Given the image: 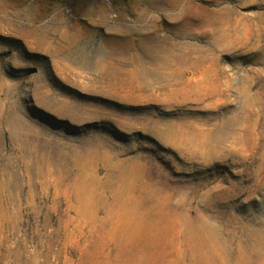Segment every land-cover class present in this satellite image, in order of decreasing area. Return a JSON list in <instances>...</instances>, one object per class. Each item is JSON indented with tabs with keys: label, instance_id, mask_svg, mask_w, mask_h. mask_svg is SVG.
<instances>
[{
	"label": "rangeland",
	"instance_id": "obj_1",
	"mask_svg": "<svg viewBox=\"0 0 264 264\" xmlns=\"http://www.w3.org/2000/svg\"><path fill=\"white\" fill-rule=\"evenodd\" d=\"M0 264H264V0H0Z\"/></svg>",
	"mask_w": 264,
	"mask_h": 264
},
{
	"label": "bare ground",
	"instance_id": "obj_2",
	"mask_svg": "<svg viewBox=\"0 0 264 264\" xmlns=\"http://www.w3.org/2000/svg\"><path fill=\"white\" fill-rule=\"evenodd\" d=\"M120 170V169H119ZM82 179H80V181H81ZM82 184H84V183H82ZM263 233V232H262ZM260 252V251H259Z\"/></svg>",
	"mask_w": 264,
	"mask_h": 264
}]
</instances>
